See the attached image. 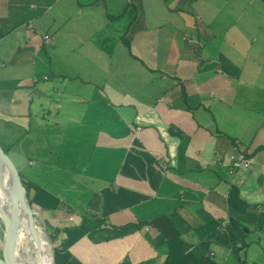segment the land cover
Segmentation results:
<instances>
[{
    "label": "crops",
    "instance_id": "crops-1",
    "mask_svg": "<svg viewBox=\"0 0 264 264\" xmlns=\"http://www.w3.org/2000/svg\"><path fill=\"white\" fill-rule=\"evenodd\" d=\"M257 1L0 0V135L57 264H264Z\"/></svg>",
    "mask_w": 264,
    "mask_h": 264
},
{
    "label": "water",
    "instance_id": "water-1",
    "mask_svg": "<svg viewBox=\"0 0 264 264\" xmlns=\"http://www.w3.org/2000/svg\"><path fill=\"white\" fill-rule=\"evenodd\" d=\"M3 140V139H2ZM0 166L7 175V189H6V205L2 212V225L3 230L0 235V264H22L15 258V250L18 242V225L16 215V204L20 200L25 205V211L30 216L32 221V211L29 207V202L26 197L24 181L12 160L10 150L6 143L0 141ZM47 240H48V236ZM51 250L52 264H55L54 253L52 245L48 240Z\"/></svg>",
    "mask_w": 264,
    "mask_h": 264
},
{
    "label": "bare ground",
    "instance_id": "bare-ground-1",
    "mask_svg": "<svg viewBox=\"0 0 264 264\" xmlns=\"http://www.w3.org/2000/svg\"><path fill=\"white\" fill-rule=\"evenodd\" d=\"M7 175L0 166V220L1 210L6 205ZM18 242L15 258L22 264H52L50 245L37 219L25 211V205L18 200L16 204Z\"/></svg>",
    "mask_w": 264,
    "mask_h": 264
},
{
    "label": "rangeland",
    "instance_id": "rangeland-1",
    "mask_svg": "<svg viewBox=\"0 0 264 264\" xmlns=\"http://www.w3.org/2000/svg\"><path fill=\"white\" fill-rule=\"evenodd\" d=\"M262 3H261V2ZM260 1H257V3H258V5H260V6H264V0H260ZM126 19H127V17H125V21H126ZM2 135H0V141H3L2 139V137H1ZM9 148V147H8ZM9 150H10V148H9ZM10 154H11V156H12V160L15 162V159H14V156H13V153L10 151ZM24 178H25V180H28V173H27V175L26 174H24ZM24 180V179H23ZM51 180V179H50ZM29 183V182H28ZM46 183H47V181L45 182V184L44 185H46ZM73 184H75L76 185V187H74L72 190H71V195H74L73 196V199H74V203H68L67 205L69 206V207H72V206H76V202H77V200H79L78 198H79V193H80V191H81V189L79 188V185H80V183L79 182H77V181H73L72 182ZM29 207H30V209H31V211H32V213H33V215H34V217L37 219V223L42 227V230H43V232H44V234L46 235V236H48V240L50 241V244L52 245V249H53V253H54V261H55V264H57L56 263V258H57V253H58V247H57V245H56V240H55V236H54V234L52 233V229L51 228H49L48 227V225H49V222L47 221V219H46V217H45V215H47V213H41L42 215H44V218H45V221H43L42 220V218H41V216L39 215V213L38 212H36V211H34L35 209H33V206L31 207V205H29ZM2 230H3V225H2V221L0 220V235H1V233H2Z\"/></svg>",
    "mask_w": 264,
    "mask_h": 264
},
{
    "label": "built area",
    "instance_id": "built-area-1",
    "mask_svg": "<svg viewBox=\"0 0 264 264\" xmlns=\"http://www.w3.org/2000/svg\"><path fill=\"white\" fill-rule=\"evenodd\" d=\"M46 39V38H45ZM230 170L231 172H236L240 168H249L250 161L244 155H240L235 158H231Z\"/></svg>",
    "mask_w": 264,
    "mask_h": 264
},
{
    "label": "trees",
    "instance_id": "trees-1",
    "mask_svg": "<svg viewBox=\"0 0 264 264\" xmlns=\"http://www.w3.org/2000/svg\"><path fill=\"white\" fill-rule=\"evenodd\" d=\"M124 42H125L126 47H128L129 46V44H128L129 41H127L126 38H125ZM24 187H25V191H26L27 200L29 202V205H31L32 204L31 203V201H32L31 194H32L33 191L36 190V188H34L30 183H28L26 181H24Z\"/></svg>",
    "mask_w": 264,
    "mask_h": 264
}]
</instances>
